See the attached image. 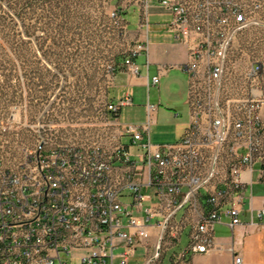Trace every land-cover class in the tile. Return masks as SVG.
Segmentation results:
<instances>
[{"label":"built area","instance_id":"1","mask_svg":"<svg viewBox=\"0 0 264 264\" xmlns=\"http://www.w3.org/2000/svg\"><path fill=\"white\" fill-rule=\"evenodd\" d=\"M126 2L140 10L142 36L130 42L120 5L109 16L125 42L118 54L123 69L136 75L133 59L147 51L153 0ZM155 2L169 11L167 27L188 52L185 134L153 144L154 106L142 123L121 122L122 108L133 105L127 95L106 103L110 117L98 140L52 144L53 125L41 121L38 76L27 82L21 76L18 103L0 109V147L17 148L11 161L0 155V264H132L138 248L144 249L141 264H165L185 228L177 213L203 200L210 209L190 225L179 263L213 249L220 214L240 224L253 184L245 173L255 171L264 185V98L255 84L261 64L253 63L242 79L229 60L232 43L252 23L248 0ZM116 70L109 67L108 83ZM12 131H18L13 140L7 138ZM257 215L264 219V204ZM233 264H243L241 256Z\"/></svg>","mask_w":264,"mask_h":264},{"label":"rangeland","instance_id":"2","mask_svg":"<svg viewBox=\"0 0 264 264\" xmlns=\"http://www.w3.org/2000/svg\"><path fill=\"white\" fill-rule=\"evenodd\" d=\"M248 5L252 23L232 43L229 60L242 79L253 63L261 64L255 84L264 98V0H248ZM65 7L69 21L61 31L57 24ZM114 8V0H0V109L18 103L21 76L27 82L35 72L41 85V121L53 125L51 134L47 132L51 143L98 140L107 117V72L125 48L109 16ZM131 108H122L123 122L141 117ZM12 132L7 135L11 140L18 131ZM16 152L14 144L0 147L5 161ZM143 259L144 249L138 248L134 261L141 264Z\"/></svg>","mask_w":264,"mask_h":264},{"label":"crops","instance_id":"3","mask_svg":"<svg viewBox=\"0 0 264 264\" xmlns=\"http://www.w3.org/2000/svg\"><path fill=\"white\" fill-rule=\"evenodd\" d=\"M114 4L122 8V18L132 43L133 38L144 34V30L138 25L140 10L126 0H114ZM127 14L131 16L130 19H127ZM134 17L136 22L133 23L131 20ZM170 18L169 11L153 0L148 13L147 51L133 59L138 67V74L123 69V57L116 55L112 62L117 70L112 81L107 82L104 94L106 103L130 96L133 103L131 110L141 114L135 123L144 122L148 107L154 106L149 139L157 145L180 140L189 124L188 76L184 69L188 62V52L167 27ZM156 76L158 82L154 83L153 78ZM121 113L122 111L120 120ZM262 117L264 119V106ZM243 178L253 181V184L251 192L247 189L241 206L240 224L232 226L230 218L224 213L220 214L219 221L214 225L213 249L206 253L189 254L185 261L178 263L176 256L188 243L190 225L200 214L210 209L203 200L197 209L190 206L183 208L181 215L176 217L185 219L184 232L179 243L166 252L165 264H233L235 254L241 256L243 264H264V219L257 215L258 209L264 204V185L258 181L255 171L251 175L245 173ZM152 233L154 234V230ZM151 242H154V238ZM134 260L132 264L135 263Z\"/></svg>","mask_w":264,"mask_h":264},{"label":"trees","instance_id":"4","mask_svg":"<svg viewBox=\"0 0 264 264\" xmlns=\"http://www.w3.org/2000/svg\"><path fill=\"white\" fill-rule=\"evenodd\" d=\"M67 13V10H66V7L63 8L61 10V15H60V18H61V22L59 24H57V27L61 30V31H65L67 30V27H68V21H69V18L68 16L66 15ZM63 41V40H62Z\"/></svg>","mask_w":264,"mask_h":264}]
</instances>
